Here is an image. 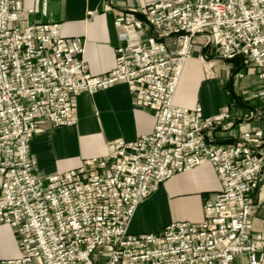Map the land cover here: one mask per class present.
<instances>
[{
	"label": "built area",
	"instance_id": "built-area-1",
	"mask_svg": "<svg viewBox=\"0 0 264 264\" xmlns=\"http://www.w3.org/2000/svg\"><path fill=\"white\" fill-rule=\"evenodd\" d=\"M22 1L0 0V224L14 229L20 250L0 264H236L241 255L264 264L252 202L264 181V128L220 143L213 132L233 124L230 104L205 114L200 104L174 103L199 36L218 59L243 57L264 85V0H160L133 8L116 19L124 42L102 74L89 71L84 39L62 35L60 23L22 25L34 11ZM118 83L152 111V131L110 140L106 155L77 168H38L33 135L46 123L76 125L77 96ZM205 163L221 189L205 200L201 220L130 230L137 206L165 180Z\"/></svg>",
	"mask_w": 264,
	"mask_h": 264
},
{
	"label": "crops",
	"instance_id": "crops-1",
	"mask_svg": "<svg viewBox=\"0 0 264 264\" xmlns=\"http://www.w3.org/2000/svg\"><path fill=\"white\" fill-rule=\"evenodd\" d=\"M160 0H23L25 8H33L22 25L35 23H60L61 34L79 35L84 39L83 58L92 74L111 70L115 63L117 46L121 39L116 19L136 8ZM138 18H143L138 13ZM145 33V32H144ZM147 34V33H146ZM135 33L128 35L129 39ZM202 36L195 42L194 53L187 60L174 97L176 105L192 108L200 104L205 114L218 112L230 104L233 124L214 131L220 143L237 141L242 131L264 128V96L238 95L234 86L228 90L223 78L208 77L199 59ZM252 69V70H251ZM219 70V69H218ZM248 73L256 69L249 67ZM259 86V85H258ZM78 121L74 126L52 127L44 124L45 131L33 135L30 153L44 173H57L77 168L82 160L104 156L108 141L123 138L133 141L140 134H148L155 125L150 109L139 106L125 83H118L94 92H82L77 96ZM264 174V168H263ZM221 189V182L211 163L192 170L181 171L165 180L151 195L137 206L131 219L134 233H152L170 222L186 220L196 222L203 218V204ZM255 205L254 232L264 236V181L252 197ZM20 250L14 229L0 224V260L19 258ZM236 264H247V257H237Z\"/></svg>",
	"mask_w": 264,
	"mask_h": 264
},
{
	"label": "rangeland",
	"instance_id": "rangeland-1",
	"mask_svg": "<svg viewBox=\"0 0 264 264\" xmlns=\"http://www.w3.org/2000/svg\"><path fill=\"white\" fill-rule=\"evenodd\" d=\"M200 46L201 51H199V54L204 56V59L200 60H202L203 62L205 75H207L208 77L220 76L221 78H223L225 89L228 90V85L230 86V88L234 86V88L236 89L235 91H237L238 95H245L247 97H251V91H253L254 94H258V92L260 91L262 92L260 93V96H264V85L255 82L257 80V76L255 73H253V71L248 73V69L250 66L252 67V65L247 64L245 62V59L243 60V62L245 63V67L235 70V66L233 63L229 62L228 60H223L221 58L218 59L211 51L209 45H207L206 43H201ZM205 47L206 49L205 51H203Z\"/></svg>",
	"mask_w": 264,
	"mask_h": 264
},
{
	"label": "trees",
	"instance_id": "trees-1",
	"mask_svg": "<svg viewBox=\"0 0 264 264\" xmlns=\"http://www.w3.org/2000/svg\"><path fill=\"white\" fill-rule=\"evenodd\" d=\"M205 49L206 47L203 49V51H205ZM243 60H244L243 57L236 56L235 58L230 59L228 61L234 64L235 70H236V69H241L242 67H245V63L243 62Z\"/></svg>",
	"mask_w": 264,
	"mask_h": 264
}]
</instances>
